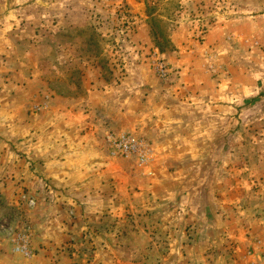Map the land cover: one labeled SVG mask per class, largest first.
I'll return each instance as SVG.
<instances>
[{
    "label": "rangeland",
    "instance_id": "obj_1",
    "mask_svg": "<svg viewBox=\"0 0 264 264\" xmlns=\"http://www.w3.org/2000/svg\"><path fill=\"white\" fill-rule=\"evenodd\" d=\"M16 86L45 97L35 115L51 96L104 95L87 114L108 155L141 175L135 191L150 187L113 227L128 241L121 263L264 264V0H0V96ZM116 109L130 111V133L110 130ZM14 121L0 112V142L33 172ZM124 137L129 155L114 146ZM32 179L17 202L0 194V234L28 256L37 202L55 197ZM82 228L87 247L100 228Z\"/></svg>",
    "mask_w": 264,
    "mask_h": 264
},
{
    "label": "crops",
    "instance_id": "obj_2",
    "mask_svg": "<svg viewBox=\"0 0 264 264\" xmlns=\"http://www.w3.org/2000/svg\"><path fill=\"white\" fill-rule=\"evenodd\" d=\"M22 88L15 89L12 97L0 96V112L14 114L10 128L14 130L13 141H23L19 148L30 152L35 170H20L23 160L10 154L6 142H0L4 145L0 150V194L17 202L24 192L23 186L36 184L32 178H42L53 185L55 197L50 202H37L39 212L31 221L30 256L15 252L12 241L0 234V264H78L82 256V263L90 259L92 264H129L119 259L128 255L127 237L113 233V227L125 223L130 209L142 210L144 195L150 194V187H144L142 179L141 193L135 191L132 183L136 178L140 180L141 175L133 172L130 160L108 155L104 145L106 132L98 121L96 124V116L87 114V109L95 111L102 105L104 95L96 90L88 100L73 104L66 95L51 96L47 108L35 115L32 109L43 104L45 97L36 91L33 99L30 91ZM116 110L117 115L108 114L110 130L130 133V111ZM89 147L99 158V167L94 170L87 169L85 157ZM35 192L29 189V194ZM85 225L100 228L94 243L88 241L87 247L84 242L88 238L82 235Z\"/></svg>",
    "mask_w": 264,
    "mask_h": 264
},
{
    "label": "built area",
    "instance_id": "obj_3",
    "mask_svg": "<svg viewBox=\"0 0 264 264\" xmlns=\"http://www.w3.org/2000/svg\"><path fill=\"white\" fill-rule=\"evenodd\" d=\"M114 146L116 149L121 151L124 155H129L134 151L136 147V143L134 140L124 137L118 142L116 141L114 143ZM15 252H21L22 254L28 256V252H27V248L25 247V244L15 247Z\"/></svg>",
    "mask_w": 264,
    "mask_h": 264
},
{
    "label": "trees",
    "instance_id": "obj_4",
    "mask_svg": "<svg viewBox=\"0 0 264 264\" xmlns=\"http://www.w3.org/2000/svg\"><path fill=\"white\" fill-rule=\"evenodd\" d=\"M159 47H160V48H159V49H160V51H162V52H163V51H164L163 47H161V46H159Z\"/></svg>",
    "mask_w": 264,
    "mask_h": 264
}]
</instances>
